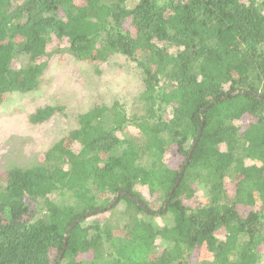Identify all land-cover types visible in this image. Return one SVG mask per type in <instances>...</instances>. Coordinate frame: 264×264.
<instances>
[{"label": "trees", "instance_id": "16d2710c", "mask_svg": "<svg viewBox=\"0 0 264 264\" xmlns=\"http://www.w3.org/2000/svg\"><path fill=\"white\" fill-rule=\"evenodd\" d=\"M128 1L0 0V104L65 55H121L141 82L132 110L96 103L6 168L0 264H54L77 217L56 264H264V0Z\"/></svg>", "mask_w": 264, "mask_h": 264}, {"label": "rangeland", "instance_id": "374dc122", "mask_svg": "<svg viewBox=\"0 0 264 264\" xmlns=\"http://www.w3.org/2000/svg\"><path fill=\"white\" fill-rule=\"evenodd\" d=\"M134 2L129 0L127 5ZM14 63L20 64L16 60ZM97 69L98 72L92 64L65 55L63 59L52 60L37 92L6 96L0 104V183L6 168L34 162L54 141L76 126L77 114L96 103L111 104L117 100L127 109L134 108L135 97L141 89L134 63L115 55ZM46 104L63 105V113L41 125L30 124L27 115ZM194 187V198L188 204L204 200L205 189L201 185ZM146 198L151 200L149 196Z\"/></svg>", "mask_w": 264, "mask_h": 264}, {"label": "water", "instance_id": "95a60500", "mask_svg": "<svg viewBox=\"0 0 264 264\" xmlns=\"http://www.w3.org/2000/svg\"><path fill=\"white\" fill-rule=\"evenodd\" d=\"M238 91H234V92H232L231 93V95L233 94V93H237ZM221 98H223V97H221ZM213 103H215V101H211L208 105H211V104H213ZM206 109V107H204L203 109H202V111L200 112V115H201V117H202V115H203V112H204V110ZM201 121H202V123H203V121H204V119H203V117L201 118ZM199 134H200V132H198V136H199ZM196 139H198V137H196ZM194 148V144H193V146H192V149ZM191 149V150H192ZM188 155H190V152H189V154ZM185 162H187V159H186V161ZM184 166H185V164H184ZM184 168V167H183ZM183 170V169H182ZM180 176H181V174L179 175V177L177 178V180L175 181V183H174V185H173V188L177 185V183H178V181H179V179H180ZM173 188L170 190V192L173 190ZM121 193H124L122 190H119L117 193H116V195H115V197L113 198V200L108 204V205H106V207L105 208H109V207H111L112 205H114L115 204V202L117 201V199H118V196H119V194H121ZM127 195H129L130 197H132L137 203H139L142 207H144L145 208V205L142 203V202H140L138 199H136L134 196H132V195H130V194H127ZM169 200V197L167 198V201ZM165 206H166V202L164 203V207H163V210H164V208H165ZM99 210H101V209H97V211H99ZM96 210H92V211H89L88 213H86V214H92V213H94ZM85 214H82L81 215V217H83ZM79 218L80 217H77V218H75L71 223H70V225L67 227V229L64 231V245H63V249H62V251H61V253H60V255H59V257L57 258V261L60 259V257H61V254H62V252H63V250H64V248H65V241H66V238L68 237V234H69V231L72 229V227L77 223V221L79 220ZM56 261V262H57ZM56 262L54 263V264H56Z\"/></svg>", "mask_w": 264, "mask_h": 264}]
</instances>
